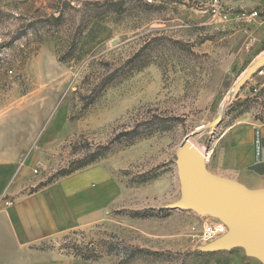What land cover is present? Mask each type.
Returning <instances> with one entry per match:
<instances>
[{"label": "rangeland", "instance_id": "1", "mask_svg": "<svg viewBox=\"0 0 264 264\" xmlns=\"http://www.w3.org/2000/svg\"><path fill=\"white\" fill-rule=\"evenodd\" d=\"M255 7L0 0V174L23 195L79 171L97 178V217L35 248L49 264H208L227 252L204 250L226 233L220 221L168 206L180 198L179 146L264 48V13L240 17ZM262 80L242 87L212 136L190 138L200 152L231 115L264 121V86L252 93Z\"/></svg>", "mask_w": 264, "mask_h": 264}, {"label": "crops", "instance_id": "2", "mask_svg": "<svg viewBox=\"0 0 264 264\" xmlns=\"http://www.w3.org/2000/svg\"><path fill=\"white\" fill-rule=\"evenodd\" d=\"M253 4L264 13V0H253ZM259 85L260 91L264 80ZM220 130L211 151L204 154L208 171L249 190L264 189V121L256 122L248 113L231 115ZM6 181L0 174V264H49L35 248L97 217L98 188L93 173L76 172L29 195L18 194L20 179L11 178L7 185ZM5 192L9 205L1 199ZM220 254V259L208 264H262L240 248Z\"/></svg>", "mask_w": 264, "mask_h": 264}, {"label": "water", "instance_id": "3", "mask_svg": "<svg viewBox=\"0 0 264 264\" xmlns=\"http://www.w3.org/2000/svg\"><path fill=\"white\" fill-rule=\"evenodd\" d=\"M264 68V48L235 77L222 97L215 117L197 128L179 146L175 158L180 190L178 201L170 209L191 210L209 216L226 227V233L207 245L205 251L243 249L246 255L264 264V189L249 190L243 185L210 173L205 155L190 142L202 134L212 136L221 123L224 108L237 97L242 87Z\"/></svg>", "mask_w": 264, "mask_h": 264}, {"label": "built area", "instance_id": "4", "mask_svg": "<svg viewBox=\"0 0 264 264\" xmlns=\"http://www.w3.org/2000/svg\"><path fill=\"white\" fill-rule=\"evenodd\" d=\"M261 15V11L260 9H258L257 7L256 8H253L251 11H249L248 13H242L240 14V17H241V20L245 23H248V22H251L255 19H258ZM256 76H264V68H262L257 74ZM259 91V88L257 87H253L252 89V93L255 94Z\"/></svg>", "mask_w": 264, "mask_h": 264}, {"label": "trees", "instance_id": "5", "mask_svg": "<svg viewBox=\"0 0 264 264\" xmlns=\"http://www.w3.org/2000/svg\"><path fill=\"white\" fill-rule=\"evenodd\" d=\"M77 169H80V167H78ZM77 169H75V170H77ZM72 172H74V170H73V171H70L69 173H66L65 176H66V175H69V174L72 173Z\"/></svg>", "mask_w": 264, "mask_h": 264}, {"label": "bare ground", "instance_id": "6", "mask_svg": "<svg viewBox=\"0 0 264 264\" xmlns=\"http://www.w3.org/2000/svg\"><path fill=\"white\" fill-rule=\"evenodd\" d=\"M190 142H191V144H193V142L190 140ZM193 146H194V144H193ZM195 147V146H194Z\"/></svg>", "mask_w": 264, "mask_h": 264}]
</instances>
